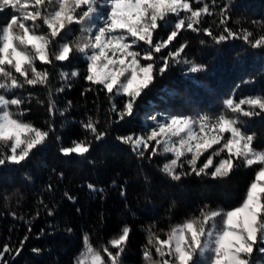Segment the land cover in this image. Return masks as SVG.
Returning a JSON list of instances; mask_svg holds the SVG:
<instances>
[{
	"label": "snow or ice",
	"instance_id": "obj_1",
	"mask_svg": "<svg viewBox=\"0 0 264 264\" xmlns=\"http://www.w3.org/2000/svg\"><path fill=\"white\" fill-rule=\"evenodd\" d=\"M213 6L219 7L218 13ZM6 10L13 14L0 25V166L22 165L54 131L51 125L43 130L20 119L25 112L22 106L33 96L18 95L17 90L48 88L51 83L52 73L39 68L37 62L54 66L76 54L83 56L87 62L84 79L108 94L110 111L123 120L134 115L144 90L173 64L187 65L190 73L206 70L205 65L182 58L187 41L167 55L158 56L182 31L203 33L216 44L243 39L252 48H264V34L228 27L230 7H220L217 0H211V4L206 0H0V12ZM213 16L219 17V33L211 26L203 27L205 17ZM73 25L79 26V35L72 36ZM161 28H170L166 39H156ZM79 75V70L61 72L60 79L70 87L71 80ZM64 90L63 85L55 89ZM48 95V111L54 115L56 101L51 89ZM119 96L125 98L122 105L115 99ZM36 102L43 103L39 99ZM224 105L226 112L215 116L167 115L160 120L151 115L147 119L154 126L145 133L116 137L130 145L141 159L171 154L160 171L173 181L190 175L223 180L240 167L258 166L240 206L224 210L205 205L198 216L171 225L163 239L154 226H149L143 250L145 264H254L255 253L264 255V149L255 146L257 134L247 131L246 121L241 119L264 115V96L239 100L229 97ZM98 124L89 117L82 126L95 141H102L107 132L101 131ZM91 147V140H73L71 146L60 151L65 156H85ZM88 188L98 191L92 184ZM48 214L53 212L49 210ZM130 233L131 228L124 225L119 235L100 249L85 236L76 264H123ZM12 251L5 245L0 250V261L7 264L5 254Z\"/></svg>",
	"mask_w": 264,
	"mask_h": 264
},
{
	"label": "trees",
	"instance_id": "obj_2",
	"mask_svg": "<svg viewBox=\"0 0 264 264\" xmlns=\"http://www.w3.org/2000/svg\"><path fill=\"white\" fill-rule=\"evenodd\" d=\"M206 2L211 4V0ZM225 4L230 7L228 27L264 34V0H217L220 7ZM213 11L218 13L219 7L213 6ZM12 14L11 10L0 12V25L6 24ZM218 21V16L205 17L203 27L211 26L219 33ZM78 28L73 25L72 36L79 35ZM169 31L170 28L159 29L156 39H166ZM185 41L188 46L182 58L203 64L206 70L190 73L187 65L173 64L144 90L134 115L123 120L110 111L108 94L84 79L87 62L83 56L76 54L54 66L37 62L39 68L52 73L51 83L48 88L17 90L18 95L33 96L30 103L22 106L25 112L20 119L43 130L51 125L54 131L22 165L0 166V250L5 245L13 250L5 254L7 264H76L85 236L100 249L119 235L124 225L131 228V233L123 264H145L143 250L149 226H154L163 239L171 225L198 216L205 205L229 210L241 204L258 166L240 167L223 180L190 175L173 181L160 171L171 154L141 159L130 145L116 139L138 135L153 126L154 122L147 119L151 115L159 118L161 114L221 113L226 112L224 101L229 97L239 100L264 96V48H252L243 39L216 44L203 33L184 30L158 56L167 55ZM74 70H79L80 75L71 80L69 87L61 81L60 73ZM62 85L65 90L56 92ZM49 89L56 101L54 115L48 111ZM37 99L43 103H37ZM115 99L122 105L125 98ZM89 117L98 120L99 129L107 132L102 141H95L82 126ZM241 119L246 121L247 131L257 134L255 146L264 149V115ZM83 139L92 141L85 156L61 153L62 147ZM89 184L98 191L90 190ZM22 241L23 248L16 255ZM34 248L40 251L34 252ZM253 259L254 264H264V255L259 252Z\"/></svg>",
	"mask_w": 264,
	"mask_h": 264
},
{
	"label": "rangeland",
	"instance_id": "obj_3",
	"mask_svg": "<svg viewBox=\"0 0 264 264\" xmlns=\"http://www.w3.org/2000/svg\"><path fill=\"white\" fill-rule=\"evenodd\" d=\"M252 96H254V95H252ZM245 97H247V96H245ZM200 113H203V112H197L196 114H194V116L195 115H197V114H200ZM206 114H208V115H210V116H215V115H218V114H220V113H214V114H211V113H206ZM168 114H164V115H162L161 117H159L158 119H160V120H162L163 119V117L164 116H167ZM170 115V114H169ZM173 115H184V114H173ZM154 126V125H153ZM152 127V126H151ZM150 127H146V128H144L142 131H141V133L140 134H142V133H145L148 129H149ZM140 134H138V135H140ZM246 196V195H245ZM245 198V197H244ZM244 200V199H243ZM243 200H242V202H243ZM242 202H241V204H242ZM240 204V205H241ZM239 205V206H240ZM234 208H236V207H234ZM231 209H233V208H231ZM230 210V209H229ZM83 250V249H82ZM81 250V251H82ZM81 251L79 252V254H78V256H77V258L80 256V254H81ZM77 261V260H76Z\"/></svg>",
	"mask_w": 264,
	"mask_h": 264
}]
</instances>
